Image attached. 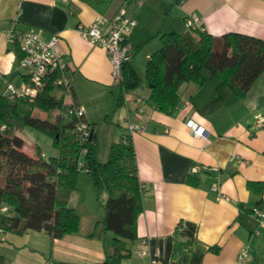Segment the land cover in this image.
I'll list each match as a JSON object with an SVG mask.
<instances>
[{"label": "crops", "instance_id": "0c3cea01", "mask_svg": "<svg viewBox=\"0 0 264 264\" xmlns=\"http://www.w3.org/2000/svg\"><path fill=\"white\" fill-rule=\"evenodd\" d=\"M121 8L136 21L126 38L138 41L140 33L153 37L133 63H147L161 47L163 34L188 32L184 19L189 16H198L201 32L214 38L239 33L264 40V0H71L66 6L54 0H0V96L5 82H21L10 32L31 31L43 41L57 37L72 91L64 103L84 108V122L96 124L97 140L98 123L118 111L123 131L115 143L129 123L146 127L129 136L142 212L137 239L126 242L128 258L122 264H264V222L251 213L264 211V128L254 126L255 115H264V75L244 98L203 113L190 102L198 91L194 83L180 86V104L171 116L148 101L145 85L127 93L122 109L116 108L118 82L109 58L81 37L78 26L87 27L99 16L109 19ZM193 127L203 131L201 137L194 136ZM41 154L47 159L58 152L51 148ZM195 167L199 171L191 175ZM78 174L67 201L80 217L78 233L52 240L42 231L21 236L2 232L5 264H103L113 236L89 235L103 220L106 193L95 191L86 171ZM189 177L195 178V187L187 183ZM248 182L261 183V193L249 191Z\"/></svg>", "mask_w": 264, "mask_h": 264}, {"label": "trees", "instance_id": "16d2710c", "mask_svg": "<svg viewBox=\"0 0 264 264\" xmlns=\"http://www.w3.org/2000/svg\"><path fill=\"white\" fill-rule=\"evenodd\" d=\"M152 38L143 33L137 35L138 41L126 38L130 59L119 68L116 108L123 105L128 92L145 85L150 89L148 101L160 113L171 116L180 104V86L194 83L198 91L190 102L197 113H203L244 98L264 75V40L239 33L214 38L209 33L188 31L163 34L161 47L149 57L141 77L134 69L133 57ZM18 41L16 36L10 50L20 61ZM58 76V72L50 75L32 101L0 96V124L5 126L0 134V231L18 236L42 231L52 240L77 234L80 217L67 201L76 190L78 173L86 171L95 191L106 193L103 220L95 224L89 237L111 233L103 264H122L128 258L126 242L137 239V219L142 212L133 146L126 136L123 142L111 145L106 161L100 162L96 124H86L84 114L75 116L70 113L71 106L55 97L54 92L60 90L54 84ZM36 110L47 117L36 115ZM80 124L92 131L90 142L82 141L77 133ZM19 127L49 135L57 157L45 159L37 147L31 155L26 154L24 139L14 132ZM187 183L196 186L194 177ZM247 188L259 194L262 184L248 182ZM3 207L12 214L2 212ZM241 218L240 213L237 221ZM0 264H5L1 258Z\"/></svg>", "mask_w": 264, "mask_h": 264}, {"label": "built area", "instance_id": "2783aa9c", "mask_svg": "<svg viewBox=\"0 0 264 264\" xmlns=\"http://www.w3.org/2000/svg\"><path fill=\"white\" fill-rule=\"evenodd\" d=\"M59 6H66L71 0H54ZM185 28L188 31H202V25L198 16H189L184 19ZM136 27V21L126 14V10L121 8L111 19L103 16L96 17L95 20L87 27L78 26V31L81 37L94 46H98L104 50L109 58L112 66V75L119 82V68L122 62L130 59V46L125 44L128 34ZM18 37L19 51L22 58L19 61L18 69L21 75V82L14 84L5 82L2 95L10 101L26 98L32 101L36 97V93L43 86V83L50 75L59 73L54 84L60 89L61 98L64 101L71 97L70 91V76L68 73L66 62L58 54L57 37H52L48 41H43L41 38L31 32L25 31L20 34L10 32L9 40L12 41ZM71 106L70 113L77 117L84 114L82 106ZM190 125V124H189ZM254 126L264 128V115L256 114L254 117ZM196 138L202 136L203 131L199 128H191ZM126 134L120 142L125 140L134 133H143L146 127L143 125L129 123L126 127ZM82 141L89 139L91 131L80 124L76 128ZM5 132V126L0 124V134ZM199 168H192L191 175L198 173ZM213 188H216L214 183ZM2 212H6L7 208L3 207ZM252 214L256 221L260 224L264 222V211L252 210ZM0 233H2L0 231ZM144 243V242H142Z\"/></svg>", "mask_w": 264, "mask_h": 264}, {"label": "rangeland", "instance_id": "374dc122", "mask_svg": "<svg viewBox=\"0 0 264 264\" xmlns=\"http://www.w3.org/2000/svg\"><path fill=\"white\" fill-rule=\"evenodd\" d=\"M141 50V49H140ZM139 50V51H140ZM139 51L136 53L138 54ZM133 63V62H132ZM145 65L146 63L144 62L143 64L135 62L133 63L134 69L136 70V72L142 76L144 69H145ZM140 89V88H138ZM137 89L131 91V92H136ZM131 92H128L131 93ZM54 95L56 98H61V93L60 90H56L54 92ZM120 109H122L121 107H119ZM119 109V110H120ZM36 115L40 116V117H47V115H45L44 113L36 110L35 111ZM120 112L118 111L117 114L115 116H111L109 114V116L106 118V120H102L98 123V129H97V135H98V160L100 162H104L106 161L108 152L110 150L111 145H113L115 143V141L118 138V134L119 132L123 131L121 129V127L123 126V120H121L120 123H118V116ZM126 130H124L125 132ZM15 134L19 135L20 137L24 138V142H25V146L23 149V151L28 154L31 155V153H33L35 151V147L40 149V152H45L48 153L49 150L52 148H50V144H52L51 139L49 138V135H47L44 132L38 131V130H34L32 128L29 127H23V129H21V127L16 128L15 129ZM76 140L78 139V136L75 135ZM54 149V148H53ZM102 194V193H101Z\"/></svg>", "mask_w": 264, "mask_h": 264}, {"label": "water", "instance_id": "95a60500", "mask_svg": "<svg viewBox=\"0 0 264 264\" xmlns=\"http://www.w3.org/2000/svg\"><path fill=\"white\" fill-rule=\"evenodd\" d=\"M91 138H92V131L89 134V139H88L89 142L91 141Z\"/></svg>", "mask_w": 264, "mask_h": 264}]
</instances>
